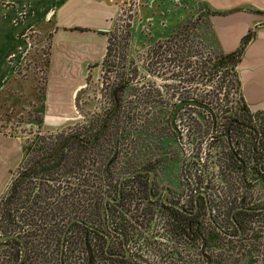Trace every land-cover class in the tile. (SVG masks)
<instances>
[{
	"label": "rangeland",
	"instance_id": "374dc122",
	"mask_svg": "<svg viewBox=\"0 0 264 264\" xmlns=\"http://www.w3.org/2000/svg\"><path fill=\"white\" fill-rule=\"evenodd\" d=\"M196 11H187L173 0H122L105 32L106 52L95 65L84 67V81L72 92L63 114L47 113L43 107L47 36L27 34L28 48L13 68L0 101V132L17 138L21 146L19 160L0 193V235L23 228L17 236L27 246L24 264H43L46 248H50L49 264H57L58 231L49 234V244V238L36 228L49 223L59 227L65 210L75 213L83 205H94L103 225L102 198L112 193L120 174L148 164L156 170L157 182L177 194L183 153L202 141L206 130L199 125L204 124L203 114L225 117L234 113L233 77L226 66L211 69L221 52L208 46L207 20L201 12L192 17ZM113 92L117 105L111 109ZM185 99L204 106H182L171 128V109ZM104 116L105 129L93 147L64 145V150L77 154L79 164L32 173L35 154H48L68 134L85 141ZM109 157L111 161L105 162ZM51 163L48 159L38 166ZM140 183L138 179L124 182L123 199L108 207L111 220L138 233L135 241L143 247L139 251L142 261L133 264H264V228L259 216L243 217L244 233L233 240L219 234L201 210L195 217V242L188 246L174 240L171 222L156 202L145 206ZM65 192L71 195L61 199ZM6 207L13 211V223L6 221ZM39 242L46 245L40 247ZM16 250L12 243H1L0 264H11ZM68 262L72 261H64ZM99 264L112 263L100 258Z\"/></svg>",
	"mask_w": 264,
	"mask_h": 264
},
{
	"label": "crops",
	"instance_id": "0c3cea01",
	"mask_svg": "<svg viewBox=\"0 0 264 264\" xmlns=\"http://www.w3.org/2000/svg\"><path fill=\"white\" fill-rule=\"evenodd\" d=\"M179 7L201 12L208 24V46L217 52L233 50L247 30L234 67L238 96L249 112L264 111V0H173ZM122 0H0V101L13 68L28 48L27 34L47 36L45 112L63 114L72 92L83 83L84 67L95 65ZM210 12H220L213 14ZM192 15V16H193ZM8 85V86H7ZM17 138L0 132V193L17 164Z\"/></svg>",
	"mask_w": 264,
	"mask_h": 264
},
{
	"label": "flooded vegetation",
	"instance_id": "af4514ba",
	"mask_svg": "<svg viewBox=\"0 0 264 264\" xmlns=\"http://www.w3.org/2000/svg\"><path fill=\"white\" fill-rule=\"evenodd\" d=\"M191 161H194L193 157H184L182 160L177 177V181L180 182V190L177 194L173 195V192L166 184L157 182L156 170L148 164L141 165L120 174L115 181L112 193H107L102 198L103 225L100 224L98 208L94 205L90 208L83 205L82 209L75 213H67L65 210V215L59 227L53 226L51 223L43 224L40 228L37 227L36 231L43 232L47 241L49 238V244L52 232L58 231L56 258L59 264H65V260H71L72 262H68L69 264H99L100 258H106L112 264H117L118 262H120L118 264L122 262L124 264H133V261H142L139 251H142L141 248L143 247L138 245L140 247L138 248L135 241L138 233L134 229L129 231V228L120 224L118 220H111L113 215L110 214L108 208L110 205L118 204L123 199L124 182L138 179L141 181L139 190L145 206H150L156 202L166 216L165 219L168 216V221L171 222L174 240L187 243L188 246L193 245L196 236L195 217L201 210L214 228L218 226L211 220L204 190H197L196 188V182L202 180L201 175L197 179L192 176L194 164H189ZM232 209H234L233 213L236 210L246 211L253 208L233 206L228 211L229 215L232 214L230 213ZM238 229L237 237L241 234V228L238 227ZM11 234L16 236L17 239L8 238L1 243L12 242L15 244L18 255L14 264H19L26 255V248L17 236L16 231ZM156 235L158 234L156 233ZM44 244L46 245V243ZM44 244L39 242L37 245L43 247ZM49 250L47 248L43 249L45 256L43 264L50 263Z\"/></svg>",
	"mask_w": 264,
	"mask_h": 264
},
{
	"label": "built area",
	"instance_id": "2783aa9c",
	"mask_svg": "<svg viewBox=\"0 0 264 264\" xmlns=\"http://www.w3.org/2000/svg\"><path fill=\"white\" fill-rule=\"evenodd\" d=\"M235 104L236 107H232L234 113L225 117L203 114L204 124L199 123L201 128L206 127L202 141L184 151L182 156L194 158L189 163L194 164L192 176L197 179L201 175L202 181L196 182V188L206 194L210 217L218 226L216 231L233 240L240 238L241 234L239 237H233L235 233L230 234L234 229L226 217L231 207L253 208L242 211L244 214L239 218L241 233L245 216H259L258 221L264 222V209H261L264 208V180L256 172L262 164L260 156L264 153V129L261 128L264 127V111H246V126L230 127L224 137L226 121L240 114L237 102ZM256 187L258 190H255ZM251 213L253 215L250 216ZM260 225L264 228V223Z\"/></svg>",
	"mask_w": 264,
	"mask_h": 264
},
{
	"label": "trees",
	"instance_id": "16d2710c",
	"mask_svg": "<svg viewBox=\"0 0 264 264\" xmlns=\"http://www.w3.org/2000/svg\"><path fill=\"white\" fill-rule=\"evenodd\" d=\"M210 13L220 14V12H210ZM252 35H253V32L251 30H247L243 35H241L239 37L237 46L233 50H231L229 52L218 53L216 55V58H215V60H214V62L212 64V66H211V69L221 68V67H225V66L227 67V69L230 71V73H231V75L233 77L232 80L235 83L236 94L238 92V81H237V79L235 77L234 67H235V65H236V63H237V61L239 59L240 53H241L244 45L252 37ZM104 52H106V49H104L103 54H104ZM45 62H46V60H45ZM236 96H237L236 97V100H237L236 102L238 104V108L240 109V114H238L234 118H230V119H228L226 121L225 125H228L226 127V130H229L230 127H235V126H238V125L246 126V124H244V118H245L244 114H245V112L247 110L245 109V107H244L242 101L240 100L238 94ZM110 97H111V103H112L111 109H114L116 107V105H117V103H116V99H117L116 98V94L113 92V93L110 94ZM185 100H191V99H185ZM192 101H195V100H192ZM195 102L197 103V105H192V106H198V107L204 106V104L202 102H200V101H198V102L195 101ZM185 106H187V105H185ZM257 112L258 111H255L254 113H257ZM174 116L176 117V114ZM106 122H107L106 116L102 117L100 122H99V126L97 127V129L95 131H93L92 133H90L88 138L85 141H83V139L80 140V138L78 136H76L75 134H68V135L64 136L63 138H61L60 140H58L54 144V146L50 148V152L48 154H45V153L35 154L34 157H33V160L30 163L31 164L30 167L33 169L32 173L36 174V172H38V173L52 172L56 168L61 166V164H73V166H76L77 164H79L80 159H78L77 154L72 155L71 152H69L70 149L69 150H64L65 149L64 145L67 144V143L73 144L74 148H76V149H84L85 147H93L96 144V142L98 141L99 137L103 134V131H104L105 126H106ZM261 128L264 129L263 126H261ZM38 148L39 147H37V149ZM263 151H264V149H263ZM110 157L107 160H105V162L111 161ZM48 159H52V163L50 165H48V167H39L38 166V164H43ZM259 161H261L262 164H260L257 167L256 172H257L258 177L260 179L264 180V153L262 154V156H260ZM10 190L12 192V190H13L12 187H11ZM69 195H71V192H70V194H69V192H65V193H63V196L61 197V199H63L64 197L67 198V196H69ZM10 197L11 196L9 195L6 200H10ZM25 197L27 198V196H25ZM7 207H8V205H7ZM7 207H6V210H5L6 221L7 222L11 221L13 223V221H16V218H15L14 214H11V212H13V211L8 209ZM25 214H26V212H25ZM25 214L23 215L24 216V221H25V219L26 220L28 219V217ZM242 214H244V213L241 210H236L231 215L227 214L226 218L233 226V229H234L233 233H236L235 226H237L239 228L242 227V225L240 223V220H239V218H240V216ZM249 215L251 216V215H253V213H251ZM230 217L232 218V220H230ZM260 223H264V222H260ZM24 226L28 227V225H24ZM12 230L13 229H11V230L9 229V230H6V231L9 232V231H12ZM19 230L24 231L23 228H20ZM19 230H13V232L16 231L18 233ZM9 243H12V242H9ZM0 244H1V242H0ZM13 245H15V244H13ZM23 245L26 248V243L23 242ZM16 252H17V250H16ZM16 252L15 253L13 252L12 255H11L12 256V263L11 264H14V262H16V260H17L18 253H16ZM24 260H25V257L22 260V262H19V264H23ZM56 260H57V258H56ZM57 264H59L58 261H57Z\"/></svg>",
	"mask_w": 264,
	"mask_h": 264
},
{
	"label": "water",
	"instance_id": "95a60500",
	"mask_svg": "<svg viewBox=\"0 0 264 264\" xmlns=\"http://www.w3.org/2000/svg\"><path fill=\"white\" fill-rule=\"evenodd\" d=\"M195 15L196 14H194L192 17H195ZM185 105L192 106V105H197V103L195 101H192V100H181V101H178L177 103H175L174 106L171 109V112H170V115H169V118H168V122H169L171 128H173V125H172L173 116L178 111V109H180L182 106H185ZM225 132H226V129L223 130V134L222 135L224 137L226 136ZM149 174H150V172H149ZM234 209H232L230 213H232V211ZM261 209H264V208H261ZM230 220H232L231 217H230ZM235 229H236V235H234L233 237H237V235H238V231H239L238 227L235 226ZM8 238H15V239H17V237L14 236L13 234H3V235H0V242L5 241Z\"/></svg>",
	"mask_w": 264,
	"mask_h": 264
}]
</instances>
